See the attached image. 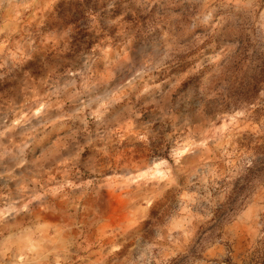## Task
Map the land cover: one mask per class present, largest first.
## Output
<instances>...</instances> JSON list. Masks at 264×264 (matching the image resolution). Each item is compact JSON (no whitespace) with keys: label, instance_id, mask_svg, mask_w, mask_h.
<instances>
[{"label":"clouds","instance_id":"obj_1","mask_svg":"<svg viewBox=\"0 0 264 264\" xmlns=\"http://www.w3.org/2000/svg\"><path fill=\"white\" fill-rule=\"evenodd\" d=\"M0 264H264V0H0Z\"/></svg>","mask_w":264,"mask_h":264}]
</instances>
